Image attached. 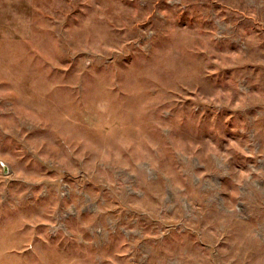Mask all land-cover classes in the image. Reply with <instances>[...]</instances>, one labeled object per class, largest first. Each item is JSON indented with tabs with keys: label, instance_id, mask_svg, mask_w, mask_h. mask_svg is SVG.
Instances as JSON below:
<instances>
[{
	"label": "rangeland",
	"instance_id": "1",
	"mask_svg": "<svg viewBox=\"0 0 264 264\" xmlns=\"http://www.w3.org/2000/svg\"><path fill=\"white\" fill-rule=\"evenodd\" d=\"M0 264H264V0H0Z\"/></svg>",
	"mask_w": 264,
	"mask_h": 264
}]
</instances>
